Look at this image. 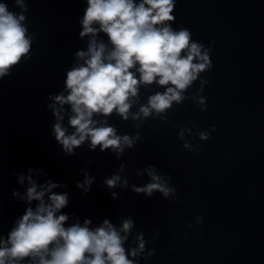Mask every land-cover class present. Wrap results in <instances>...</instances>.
I'll return each mask as SVG.
<instances>
[{
    "label": "water",
    "instance_id": "95a60500",
    "mask_svg": "<svg viewBox=\"0 0 264 264\" xmlns=\"http://www.w3.org/2000/svg\"><path fill=\"white\" fill-rule=\"evenodd\" d=\"M7 2L20 10L14 0ZM26 3L34 55L0 81V233L24 207L11 198L13 189L25 191L12 173L33 166L66 184L53 189L70 195L61 210L72 214L66 223L90 216L93 226L105 217L119 224L131 214L146 238L158 231L149 245L155 255L141 264H264V0H178L173 27L190 28L193 38L206 45L214 41L213 67L201 73L209 83L200 91V80L194 81L186 99L160 115L125 121L111 114L108 122L120 133H140L136 146L125 148L119 158L114 152L90 151L87 143L65 157L50 135L53 117L44 98L62 89L74 50L87 47V38H77L81 0ZM163 88L142 85L140 103ZM201 95L208 104L204 111L194 99ZM211 124L216 131L208 140L195 135ZM182 127L192 129L184 137L190 148L177 136ZM122 163L121 177L129 186L108 189L103 180ZM147 163L172 175L178 203L175 197L170 201L157 193L148 198L131 190L132 184L149 181L146 173L137 174ZM82 169L95 177L87 194L75 183L83 179ZM197 215L203 217L200 225Z\"/></svg>",
    "mask_w": 264,
    "mask_h": 264
},
{
    "label": "clouds",
    "instance_id": "9594fccd",
    "mask_svg": "<svg viewBox=\"0 0 264 264\" xmlns=\"http://www.w3.org/2000/svg\"><path fill=\"white\" fill-rule=\"evenodd\" d=\"M82 14L77 18V38H87L86 48H77L76 58L65 69L63 87L49 92L44 106L51 112L53 122L50 135L65 156H74L77 148L87 143L90 151L114 152L119 158L125 148H134L140 139L130 133H120L109 116L116 113L122 120H141L151 115H160L187 97V89L200 80L201 88L209 83L202 72L212 69L210 58L214 41L207 45L193 38L190 28H174V9L178 0H81ZM19 11L12 10L7 0H0V81L9 77L34 55L35 34L30 33L26 23L28 4L26 0H14ZM164 86L140 103L141 86ZM201 111L208 108L206 97H194ZM139 108L131 111L134 105ZM67 122L65 123V118ZM161 118H164L163 116ZM216 131L211 124L209 130L197 131L202 140H208ZM185 132L192 129L182 127L177 136L190 148ZM99 146V147H97ZM125 164L109 176L103 184L108 189L129 186L122 178ZM83 179L76 187L83 194L91 191L95 177L89 169H82ZM150 178L144 184H132L131 190L145 197L157 193L164 199L179 202L177 187L170 183L172 175L159 171L153 163L138 171ZM18 185L11 198L23 202V211L13 217L6 233H0V264H141L156 253L149 245L159 236L154 232L146 238L143 230L136 228L131 214L114 223L105 217L93 226L90 216L76 218L66 223L72 214L61 211L70 203L67 191L53 189L66 187L48 176L43 168L28 166L12 173ZM47 177L42 182L40 176ZM113 199L119 198L117 191H110ZM35 201V205H33ZM196 224L203 222L201 215L195 216ZM192 228V221H188Z\"/></svg>",
    "mask_w": 264,
    "mask_h": 264
}]
</instances>
